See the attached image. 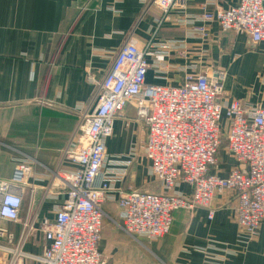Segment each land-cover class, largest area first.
<instances>
[{"label": "crops", "instance_id": "1", "mask_svg": "<svg viewBox=\"0 0 264 264\" xmlns=\"http://www.w3.org/2000/svg\"><path fill=\"white\" fill-rule=\"evenodd\" d=\"M239 1L187 0L183 11L174 9L169 19L159 22L162 12L153 0H0V112L18 106L28 112L44 105L47 113L25 122L0 119V178H11L20 161L39 162L24 188L21 216L54 219L62 199L49 169L69 168L65 150L83 116L94 110L99 83L126 43H152L154 51L167 40L181 41L169 53L149 57L150 84L177 86L187 73L220 68L227 72L229 100L264 106V43L223 30L216 21L205 23L206 36L194 32L203 24L197 17L205 10L215 12ZM125 116L115 121L107 140L111 157L136 155L119 186L160 192L159 186L145 188L158 180L144 166H135L138 156L145 155L147 129L141 128L133 105ZM219 160L222 176L238 166L222 147ZM179 190L189 194L192 187L182 183ZM236 204L226 191L216 196L213 217L207 208L180 209L174 212L170 233L161 239L143 238L141 243L124 234L108 245L103 232L99 248L109 264H206L210 254L220 258L213 260L216 264H264V226L255 236L241 232ZM104 209L106 217L120 222L116 202L106 203ZM0 223L20 229L16 222ZM36 249L31 243L27 247L41 253Z\"/></svg>", "mask_w": 264, "mask_h": 264}, {"label": "built area", "instance_id": "2", "mask_svg": "<svg viewBox=\"0 0 264 264\" xmlns=\"http://www.w3.org/2000/svg\"><path fill=\"white\" fill-rule=\"evenodd\" d=\"M186 1L153 0L162 12L159 22L169 19L174 9L183 11ZM197 18L203 24L194 32L200 36L207 35L205 23L216 21L223 30L264 43V0H240L215 12L205 10ZM177 43L182 44L167 40L154 51L152 43H126L119 49L99 83L94 110L83 116L79 134L65 150L69 168L49 169L62 199L53 220L21 216L24 188L35 177L36 159L18 162L11 178H0V221L20 224L15 231L0 223V264H109L99 246L107 215L104 205L111 201L120 207L116 223L137 240L166 236L180 209L207 208L213 217V202L226 191L237 201L241 232L255 236L264 226V106L229 100L227 72L220 68L187 73L177 86L148 83L149 57L169 53ZM130 104L147 129L145 154L161 183L160 192L122 189L119 183L136 155L108 154L114 123L127 118ZM224 137L225 148L238 162L227 176L219 173ZM182 183L192 187L191 193L179 190ZM37 232L44 240L39 254L27 250L30 243L38 246L33 241ZM210 256L206 264L220 259Z\"/></svg>", "mask_w": 264, "mask_h": 264}, {"label": "rangeland", "instance_id": "3", "mask_svg": "<svg viewBox=\"0 0 264 264\" xmlns=\"http://www.w3.org/2000/svg\"><path fill=\"white\" fill-rule=\"evenodd\" d=\"M44 107H45L44 105H36L35 109L34 110L32 109L33 111H28V112L26 111L25 108H20V106L8 108V109H5L4 111L0 112V119L7 120V121H9V120L14 121L15 119H18L19 121H23V122L30 121L31 117H35V116H38L40 119H42V117L47 114L45 112L46 110L44 109ZM6 117H8V118H6ZM139 122H140L141 128H143V125L145 126L144 122L140 121V120H139ZM141 132H142V135L145 137V130L141 131ZM77 133L79 134V131ZM225 146H226V139L224 137L223 142H222V148L224 149ZM137 154H140L139 149H138ZM138 157L139 158H138V161L136 162L135 166H144L146 168V172H148L152 178H155L151 172V163H149V160L146 157V154L144 155V153H141ZM158 186H159V189H161V191H162L161 184L158 181L152 180L151 183L148 182V184L145 186V188L158 187ZM114 218H116V217H114ZM118 218L120 219V217H118ZM105 222H106V225L104 223V231H103L104 236L103 237L105 238L104 240H106L108 245H110V242L115 241L116 239H118L120 237H126L124 235L126 233L120 227V224L116 223L115 219H113V221H112V219L106 217ZM37 233H38V235H36L33 238V241H34V243L38 244V246H36V248H37L36 250H38V248H39V250L41 251L43 249L44 240L42 238L41 232L40 233L37 232ZM127 236L129 238L133 239V237H131L129 235H127ZM142 239L143 238H140L139 240L136 239V240L142 243V241H143Z\"/></svg>", "mask_w": 264, "mask_h": 264}, {"label": "clouds", "instance_id": "4", "mask_svg": "<svg viewBox=\"0 0 264 264\" xmlns=\"http://www.w3.org/2000/svg\"><path fill=\"white\" fill-rule=\"evenodd\" d=\"M10 202H11V203H14V204H18V203H19L18 200H11Z\"/></svg>", "mask_w": 264, "mask_h": 264}]
</instances>
